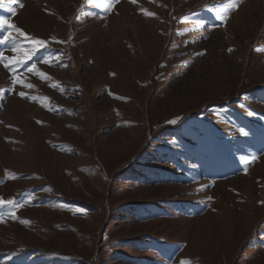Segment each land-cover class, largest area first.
<instances>
[{"label": "rangeland", "instance_id": "1", "mask_svg": "<svg viewBox=\"0 0 264 264\" xmlns=\"http://www.w3.org/2000/svg\"><path fill=\"white\" fill-rule=\"evenodd\" d=\"M108 4L0 0V264H264V0Z\"/></svg>", "mask_w": 264, "mask_h": 264}, {"label": "snow or ice", "instance_id": "2", "mask_svg": "<svg viewBox=\"0 0 264 264\" xmlns=\"http://www.w3.org/2000/svg\"><path fill=\"white\" fill-rule=\"evenodd\" d=\"M113 2H117V0H109L108 6H111V3H113ZM236 2H237V0H230V5L231 6H234ZM226 11H227V9H223V10L222 9H217V16H219L221 19H223L224 18L223 13H225ZM7 23H8V21L5 18L0 17V26H3L5 24H7ZM16 31L19 32L20 30L19 29H16ZM38 43L41 46H43L45 42L44 41H38ZM0 59H2V57H0ZM5 67H7V65H5ZM34 69H36V65L35 64H33L32 68H30L29 71L31 72ZM36 71L38 72V70H36ZM41 75H43V74L41 73ZM29 87H31V85H29ZM20 94L22 96L24 95V93H20ZM170 122L171 123H175V120L170 121ZM241 131H243V130H241ZM2 203H5V202L2 200V198H0V204H2ZM7 203L11 204L12 207H16V205L12 201H8ZM181 264H190V262H187V261L182 260L181 261Z\"/></svg>", "mask_w": 264, "mask_h": 264}]
</instances>
